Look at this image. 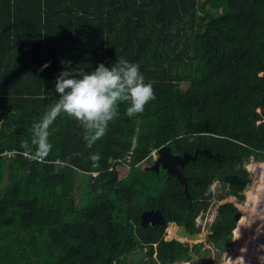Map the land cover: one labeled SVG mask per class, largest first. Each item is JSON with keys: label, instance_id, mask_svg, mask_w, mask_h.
<instances>
[{"label": "trees", "instance_id": "trees-1", "mask_svg": "<svg viewBox=\"0 0 264 264\" xmlns=\"http://www.w3.org/2000/svg\"><path fill=\"white\" fill-rule=\"evenodd\" d=\"M121 57L153 84L144 111L127 117L121 102L91 145L61 113L41 143L34 125L55 103L47 92L60 61L90 72ZM261 72L264 0H0V264L147 263L138 250L152 264L189 261L202 243L166 241L164 227L139 216L158 209L198 232L211 184L247 179L249 159L264 158ZM162 145L176 155L207 148L220 166L203 154L178 166L188 199L164 169L138 168ZM245 184L223 197L242 199ZM239 217L233 203L219 205L207 242L226 250Z\"/></svg>", "mask_w": 264, "mask_h": 264}, {"label": "clouds", "instance_id": "clouds-1", "mask_svg": "<svg viewBox=\"0 0 264 264\" xmlns=\"http://www.w3.org/2000/svg\"><path fill=\"white\" fill-rule=\"evenodd\" d=\"M49 63L42 65L41 70ZM60 64L53 89L47 92L55 95V103L34 125L38 140L46 146L48 128L61 113L78 122L91 145L105 135L109 123L117 118L121 102L128 105L124 115L131 118L142 113L154 99L152 82H146L138 64L123 57L108 66L98 63L90 72L73 68L70 60L62 59Z\"/></svg>", "mask_w": 264, "mask_h": 264}, {"label": "rangeland", "instance_id": "rangeland-1", "mask_svg": "<svg viewBox=\"0 0 264 264\" xmlns=\"http://www.w3.org/2000/svg\"><path fill=\"white\" fill-rule=\"evenodd\" d=\"M260 75H264V72H261ZM151 157L155 159V157ZM150 165L151 163L149 161H143L138 165V168L140 170L148 169L146 167ZM130 168L131 167L126 166L125 173L129 172ZM246 169L249 172V175L247 177L248 183L245 184V187L241 192L243 195L242 199H238L233 195H225L223 197L224 192L228 188V184L225 182L215 180L211 184L212 196L208 208L205 212H200L195 219L196 225L199 227L198 232H195L193 235H191V237H188L184 235L185 233L176 231L175 228H165L164 239L166 241H169L171 239H178L181 242L188 243L190 245L194 243H202L200 252H193L192 257L189 261H179L173 264H244V262H242L243 256L240 254V249L242 248L243 243L246 241V239H250V242L246 246L249 252L245 264H264V211L262 215H259L261 219H254V217L252 218L251 216V211L254 210L252 209L254 206V200L252 198V195L255 196V192H258V190L260 191L261 188L264 187V158L259 161H256L251 157L249 159L248 164L246 165ZM95 174L96 172H93V175ZM121 174L122 172L117 171V180H120L124 177L122 176L123 174ZM78 193L79 190L76 187V193L74 195L76 201L78 202V205H80ZM220 196H222L223 198H220ZM225 202L233 203L234 206L239 210V219L241 218L242 213L244 212L243 215L245 221H243L242 224L240 222L238 226L235 224V228L232 230L231 234V245L226 250H217L211 243L207 242L206 236L209 232L210 224L212 223L217 214L218 206ZM263 202H260L261 204H259L263 205ZM261 224L263 225V227H261ZM170 229L173 231L174 234L179 235L181 237H171L169 232ZM249 235L251 236L248 237ZM138 252H140L142 261H147V263L145 264H152L146 259L147 257L145 255V250H138ZM127 261H130V257L127 258Z\"/></svg>", "mask_w": 264, "mask_h": 264}, {"label": "water", "instance_id": "water-1", "mask_svg": "<svg viewBox=\"0 0 264 264\" xmlns=\"http://www.w3.org/2000/svg\"><path fill=\"white\" fill-rule=\"evenodd\" d=\"M197 154H203L209 157L211 156L218 161V166H220L219 156L217 154H212L207 148L196 149L193 154L184 152L182 155H176L171 152V149L167 145H162L157 149V156L153 160L152 164L146 168L154 170L155 172H158L159 168H162L170 175L175 176L176 179L183 184V194L186 198L190 199L186 179L182 175L178 166L184 165L189 159H195ZM246 181L247 179H239L238 176L234 174H227L223 178V182L227 183L228 185L245 184ZM139 218L142 225H160L164 228L171 227L173 229L175 228L176 230L180 228L188 237H191V235L194 234L187 231L184 225H178L175 222H171L170 220L164 218L158 209L145 210L140 214Z\"/></svg>", "mask_w": 264, "mask_h": 264}, {"label": "bare ground", "instance_id": "bare-ground-1", "mask_svg": "<svg viewBox=\"0 0 264 264\" xmlns=\"http://www.w3.org/2000/svg\"><path fill=\"white\" fill-rule=\"evenodd\" d=\"M258 190V189H257ZM263 190H264V187L263 188H261V190L259 191L258 190V192H255L256 194H255V196L254 195H252V198H253V200H254V206H253V208L252 209H254V210H252L251 211V216H252V218L254 217V219H257V218H259V219H261L260 218V216L259 215H262V213H263V208H264V194H263ZM260 202H263L262 204L263 205H260L261 203ZM260 203V204H259ZM261 210H260V209ZM244 213V212H243ZM243 213H242V216H241V218L237 221V223H236V225L238 226V224L241 222V224L243 223V221H245L244 220V215H243ZM258 213V214H257ZM246 214V213H245ZM251 218V217H250ZM250 222H251V220H250ZM264 222V221H263ZM260 224V223H259ZM264 224V223H263ZM253 225V224H252ZM256 225V224H255ZM262 225V224H261ZM251 227V226H250ZM261 227H263V225L261 226ZM250 229V228H249ZM258 229V228H257ZM176 230V229H175ZM251 230V229H250ZM254 230V229H253ZM259 230V229H258ZM170 231H172L171 229H170ZM176 231H179V232H182V233H185V232H183L180 228L178 229V230H176ZM261 231V230H260ZM250 232V231H249ZM172 233H173V231H172ZM255 233V232H254ZM174 234V233H173ZM258 234V233H257ZM261 234H263V233H261ZM186 235V234H185ZM253 235V234H252ZM251 235H249L248 237H250ZM260 237V236H259ZM259 241V240H258ZM250 242V239H246V241L243 243V246H242V248L240 249V254L243 256V258H242V262H244V264L246 263V260H247V255H248V249H247V245H248V243ZM260 242V241H259ZM262 242V241H261ZM263 243V242H262ZM250 249V248H249ZM254 263V262H253Z\"/></svg>", "mask_w": 264, "mask_h": 264}, {"label": "built area", "instance_id": "built-area-1", "mask_svg": "<svg viewBox=\"0 0 264 264\" xmlns=\"http://www.w3.org/2000/svg\"><path fill=\"white\" fill-rule=\"evenodd\" d=\"M157 149H158V148L152 149V150L150 151L149 156L156 157V155H157ZM14 152H15V151L12 150V151H5L4 153L6 154V156H10V155H12ZM25 155L28 156L26 153H25ZM154 155H155V156H154ZM151 158H152V157H151ZM37 160H40V158H37ZM127 160L129 161L130 158L127 157Z\"/></svg>", "mask_w": 264, "mask_h": 264}, {"label": "flooded vegetation", "instance_id": "flooded-vegetation-1", "mask_svg": "<svg viewBox=\"0 0 264 264\" xmlns=\"http://www.w3.org/2000/svg\"><path fill=\"white\" fill-rule=\"evenodd\" d=\"M186 228V227H185ZM188 231V230H187ZM192 233H195V232H192Z\"/></svg>", "mask_w": 264, "mask_h": 264}]
</instances>
